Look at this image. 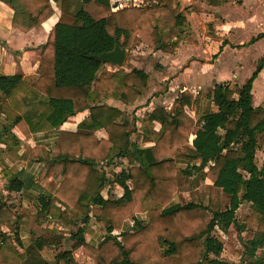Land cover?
<instances>
[{
	"label": "trees",
	"instance_id": "16d2710c",
	"mask_svg": "<svg viewBox=\"0 0 264 264\" xmlns=\"http://www.w3.org/2000/svg\"><path fill=\"white\" fill-rule=\"evenodd\" d=\"M2 1L14 9L12 25L25 32L54 14V2L60 9L41 46L39 77L27 81L20 74L0 73V141L15 144L14 127L24 135L58 129L43 174L54 170L61 181L54 193L39 196L37 212L22 217L0 199V264H80L74 250L81 246L95 264H235L222 256L224 243L214 233L232 226L245 248L238 264H264V159L261 166L256 162L257 150L264 147V106L253 102L264 54L240 86L222 81L207 93L186 89L172 110L156 106L147 120L160 123L157 138L153 145L140 146L131 138L140 126L106 99L135 103L148 87L149 72L139 67L111 70L109 61L97 56L117 43L131 47L136 41L175 53L186 38L179 1L118 9L111 0ZM207 35L220 38L211 24ZM263 37L260 33L251 42ZM86 109L75 130L61 128ZM102 129L106 137L98 136ZM33 151L40 157V147ZM118 158L126 165L107 177L100 164ZM6 175L9 190L22 188L18 178ZM108 184L120 185L123 195L105 196ZM194 188L207 192V199L177 200L179 191ZM224 194L229 195L225 205ZM244 202L249 207L237 217ZM47 218L67 226L81 223L69 235L70 247H61L63 236L42 227ZM91 218L106 230L97 244L85 235ZM4 225H10L12 234ZM22 230L31 237L23 251L16 244ZM245 232L252 236L245 238ZM50 246L56 250L53 260L41 252Z\"/></svg>",
	"mask_w": 264,
	"mask_h": 264
},
{
	"label": "crops",
	"instance_id": "0c3cea01",
	"mask_svg": "<svg viewBox=\"0 0 264 264\" xmlns=\"http://www.w3.org/2000/svg\"><path fill=\"white\" fill-rule=\"evenodd\" d=\"M178 1L182 9L184 10V14L186 15L184 29L186 33H189V35H194V40L197 38L200 40L206 38L209 42H206V47H218V52H221L224 47L236 46L232 41L226 38L227 36L225 34V31L222 32V29L220 30V28L226 25H230L229 22L231 21L227 20L226 14H228L229 16L231 10H236L237 5L242 6L243 4H245L246 0H231L229 2L223 3L220 6L211 5L210 0ZM151 2H154V0H151ZM54 7L55 12L52 16H50L39 26L25 32L12 25L14 9L10 4L0 0V73L7 75L20 74L27 81H34L39 77L41 46L47 42L50 30L56 24L60 15V9L57 2H54ZM210 24L211 29L215 32V34L219 35L220 38H214L207 35L208 26ZM199 29H201V31ZM260 33H264V31H258L254 33L251 38H249V40L241 43V47H252V44L257 43L260 40L264 41L263 37L254 42H251L252 38L256 37ZM198 34H202L203 37H198ZM200 40L198 41L200 42L198 47H195L192 42H188L189 38H185L184 42H182L181 46L176 50V55H174L173 53L169 54L163 52L162 50H157L169 56H176V58L167 62L169 67H164L162 73L153 74L152 71L142 68L149 72V83L146 91L138 98L135 103L125 104L113 98L106 99L107 103L121 108L131 120L134 119L138 126H140V132L138 133V131H135L131 135V138L134 141L138 142L140 146L153 145L157 138L158 132L161 127L160 123L154 122L152 125H150L148 124L147 120V114L156 106L163 105L167 109L172 110L176 105L175 100L179 96V94L186 89L191 90L190 86H192L193 82H202V78L208 77V72V78L212 79L210 80L209 87L213 86L217 82L229 81V79L224 76V71L221 70H208L207 67H203V69L206 70V73L200 72V67L195 65L197 59L190 60L188 58V55L192 54L190 52H193L190 49H188L189 53L185 51L181 53L184 47H192V49H199V47H203L204 44H202ZM225 40H227V42L224 43ZM220 47H223L222 50H220ZM217 53H215L214 55H216ZM171 61H173L172 64ZM177 68L179 70H177ZM172 72H178V74H176L173 79H171L170 83H168V85H166V87L162 91H159L163 86V84L161 83V78L164 76L162 74H170ZM198 76H200V78H198ZM263 76L264 68L261 70L258 77L254 80V105L264 106V91H259L258 97L255 91L257 82ZM208 78L205 80H208ZM242 84L239 83V86ZM177 88L179 89L178 92H176ZM191 91L194 94H196L198 91L203 92L201 88H198L195 91ZM87 114V109L79 111L75 115L69 117V119L61 126V128L75 130L77 124ZM11 131L15 134V144H7L6 142L0 141V199L6 201L9 204H13L17 216L22 217L37 212L40 209L39 196L42 193H54L60 184L61 176L56 171L49 170L48 172L43 174L45 165L44 158L55 143L58 129L35 132L30 135H24L16 127L12 128ZM97 134L99 137L107 136L106 131L103 129L99 130ZM144 137H149V140L145 142ZM34 147H40V157L36 155V152H32V149ZM118 161L119 158L115 163L107 165V169L109 171L111 170L112 172L111 175L114 172L121 171L122 163L126 165L125 160H122V162L120 163ZM6 173L12 174L22 182V188L20 190H9L7 188L8 176L6 175ZM110 185L111 184H108L103 190V194L105 196H109L112 192H114L117 197L123 195L124 189L120 185ZM182 192L183 191H180L178 193L180 194ZM178 198L180 200V195H178ZM80 225L81 223L79 222L78 226ZM78 226H75L76 229ZM42 227H45L46 229L53 232H64L63 234H66V230L72 226H67L58 220L47 218L46 222L42 224ZM2 229L12 234L10 225H4ZM86 229L87 232L85 235L87 241H90L94 244H97L103 238L104 234H106V230L103 231L102 225L99 224L94 218H91L90 222L86 225ZM119 233L120 231L118 230L113 232L114 235H118ZM20 241L21 242L15 243L17 244L18 249L23 251L24 248L31 242L30 233L24 230L20 231ZM80 249H83V247L81 246L74 250V257L80 264H83L81 259L77 255V250ZM41 252L42 255L48 260H53L56 253L54 246L46 247ZM84 257H87L88 260H91L93 264H95L94 260L91 257L86 255Z\"/></svg>",
	"mask_w": 264,
	"mask_h": 264
},
{
	"label": "rangeland",
	"instance_id": "374dc122",
	"mask_svg": "<svg viewBox=\"0 0 264 264\" xmlns=\"http://www.w3.org/2000/svg\"><path fill=\"white\" fill-rule=\"evenodd\" d=\"M114 1L116 0H111L112 3ZM121 1L123 2L122 4L125 6L128 0H121ZM135 1H138V3L142 6H146L151 2V0H131L129 4H132L133 2L135 3ZM236 8H237L236 10L230 11L229 16L228 14H226L227 20L231 21L229 22L230 25L229 26L226 25L220 28V30L222 29V32L225 31V34L227 36L226 38L232 41L233 44L236 46L224 47V49L221 52L220 51L218 52V47H206V42L209 43L206 38H203L202 40L197 38L194 40V35L192 34L189 35V33H186L185 31L186 38H189L188 42L190 43L192 42V44L195 47H198V45L200 44V42L198 41L200 40L201 43L204 44V46L199 47V49H192V47H184L183 50L181 51V53L184 51L189 53L188 49L193 51L190 52L192 54L188 55V58L190 60L197 59L195 65L200 67V72L206 73L205 72L206 70H204L203 67H207L208 70L215 69L216 71H220V70L224 71L223 72L225 74L224 76L227 79H229V81L232 80L230 82L233 86L236 85L238 86L239 83L242 84L251 75V73L256 67L258 59L264 54L263 40H260L257 43L252 44L251 45L252 47H241L242 46L241 43L249 40V38H251V36L254 33L258 31H264V0H246L245 4H243L242 6L237 5ZM199 30L201 31V29ZM198 35H199L198 37H203L202 34H198ZM146 47L147 46L141 45L139 41H136L131 47H126L127 55L122 65L113 64L109 62L107 63L106 67L111 68L112 70H116L120 67H123L126 70H130L132 67H141L152 71L153 74L154 73L158 74V73H162L164 67H169L167 64L169 60L176 58V56L175 57L169 56L157 50L154 49L152 50V48H148V47L146 48ZM215 53L217 54L214 55ZM173 54L176 55L175 53ZM172 62L173 61H171V64ZM177 70L179 69L177 68ZM176 74H178V72H174V73L172 72L170 74L163 73L162 75L164 77L161 78L162 79L161 83L163 84V86L159 91H162L166 87V85L170 83L171 79H173V77ZM207 75L209 77V72L207 73ZM198 78H200V76H198ZM207 78H202L203 81L200 83L193 82L192 86H190V89L195 91L198 88H201L203 92L206 93V91L209 88L210 80H212L210 78H208V80H205ZM178 90L179 89L177 88L176 92H178ZM255 91L257 97L259 95V91H264V76L257 82ZM263 159H264V147L261 146L256 152V162L259 166L262 165ZM112 195H115L114 192H112ZM178 195H180V200L178 198ZM195 198L206 200L207 192L199 188H194L193 190L192 189L183 190V192L180 194L177 193V200H179L182 203L189 202ZM228 202H229V195L224 194L223 205L227 204ZM248 207H249L248 203L246 202L242 203L236 212L237 217H239L241 213H243V211H246ZM104 230L105 229L103 227V231ZM74 231H76V227L72 226L66 230V234H63L64 232L58 233L59 235L63 236L62 237L63 243L61 247H67V248L70 247L72 240L69 239V235L71 234V232ZM214 233L224 243L222 256L224 258L232 260L233 262H235V264H238L245 250L243 245V239L241 238L240 234L236 231V229L233 226L230 227V229L227 232H223L219 228H216L214 230ZM243 236L245 238H249L250 236H252V233L245 232L243 233ZM77 253H78L77 254L78 257L81 259L83 264H93L91 260H88L87 257H84L86 255L84 253V249L77 250Z\"/></svg>",
	"mask_w": 264,
	"mask_h": 264
},
{
	"label": "water",
	"instance_id": "95a60500",
	"mask_svg": "<svg viewBox=\"0 0 264 264\" xmlns=\"http://www.w3.org/2000/svg\"><path fill=\"white\" fill-rule=\"evenodd\" d=\"M127 55L126 46H121L119 43L111 51L103 52L97 56L102 61H109L113 64L122 65Z\"/></svg>",
	"mask_w": 264,
	"mask_h": 264
},
{
	"label": "built area",
	"instance_id": "2783aa9c",
	"mask_svg": "<svg viewBox=\"0 0 264 264\" xmlns=\"http://www.w3.org/2000/svg\"><path fill=\"white\" fill-rule=\"evenodd\" d=\"M129 2H131V0H128L126 3L127 4H125V6L126 5H129ZM123 2L121 1V0H116V1H114L113 2V5H114V8L113 9H118V8H120V7H123L124 5L122 4ZM132 4H134V5H140L139 3H138V1H135V3L133 2ZM100 168L102 169V172L104 173H106V175H107V177H109L110 175H111V173H110V171L107 169V165H105V163H102V164H100Z\"/></svg>",
	"mask_w": 264,
	"mask_h": 264
}]
</instances>
